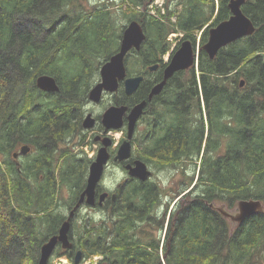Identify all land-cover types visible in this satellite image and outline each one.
<instances>
[{"label":"trees","instance_id":"1","mask_svg":"<svg viewBox=\"0 0 264 264\" xmlns=\"http://www.w3.org/2000/svg\"><path fill=\"white\" fill-rule=\"evenodd\" d=\"M150 1L0 0V264H13L11 249L25 257L17 264H35L38 243L65 221L63 212L54 213L62 194L72 207L85 187L90 159L82 150L83 107L98 63L118 50L120 21H137L146 35L140 49L126 57L132 76L169 50L170 33L179 30L182 41L193 45L200 33V48L208 27L230 17L231 0H175L166 16H174L176 24L167 28L137 9L146 10ZM241 10L255 27L253 34L221 48L213 59L200 49L196 66L175 73L164 88V97L190 109L177 118L175 131L170 119H157L166 136L145 145L154 152L152 167L186 166L199 156L200 161L185 169L190 181L175 195L189 191L175 202L154 254L138 248L139 223L160 208L163 189L130 178L115 190L119 206L110 215L112 224L105 213L75 225L83 261L100 256L106 264H264V211L232 225L214 209H232L241 200L259 201L264 208V0H245ZM40 75L53 77L59 91L39 90ZM149 84L142 81L138 96ZM115 98L118 104L131 102L123 94ZM175 112L169 107L162 115ZM21 146L32 152L15 160ZM165 219L166 210L155 221L160 231ZM56 256L73 262L65 251Z\"/></svg>","mask_w":264,"mask_h":264},{"label":"water","instance_id":"2","mask_svg":"<svg viewBox=\"0 0 264 264\" xmlns=\"http://www.w3.org/2000/svg\"><path fill=\"white\" fill-rule=\"evenodd\" d=\"M245 0H231L228 8L230 17L225 21L220 22L208 30V39L201 49L213 59L217 52L241 38L248 37L253 34L255 27L251 20L244 15L241 10ZM145 39V33L142 26L137 21L129 22L122 32L119 49L114 53L101 67L99 74L101 80L93 86L88 93V100L93 103H98L102 97L103 91L114 93L118 90L119 83L123 84L124 92L127 96L132 95L139 87L142 81V76H126L125 58L132 50L138 51L141 44ZM197 52V51H196ZM196 52H194L190 40H184L176 52L172 55L167 67L164 70L163 80L156 84L149 93V98L158 95L168 78L175 72L184 71L189 69L193 64H196ZM152 67L151 69H155ZM36 87L46 93L57 92L58 86L53 77L49 75H40L36 78ZM244 81H240V86L243 87ZM145 101L137 103L132 107L126 117V129L128 138L123 141L116 152L114 161L125 162L131 157V139L135 129L136 122L143 112ZM127 111L124 106L109 107L102 115L101 124L106 130L120 129L123 126V114ZM94 126V119L87 115L83 121L84 128H92ZM98 139H100L98 137ZM102 146L97 150L94 160L90 163L86 177V184L79 196L78 204L69 212V217L65 220L58 231V234L52 236L46 241L40 249L39 258L36 264H48L49 258L56 247L57 243H61L62 248L67 249L70 247L68 241V232L70 228L71 219L74 216V211L80 204L85 202L86 206L93 207L95 203L96 188L101 181L104 173L105 165L109 159L107 148L111 145L110 138L104 137L101 139ZM27 147H22L19 151L24 155L28 152ZM16 157V154H14ZM127 174L131 178H135L141 182L150 179L151 171L147 168L146 164L141 160H134L133 165L127 163L124 166ZM107 193H101L98 196V202L101 204ZM115 199V194L112 195V200ZM238 213L231 215L222 212L225 217L234 221L236 224L241 223L245 218L254 214L264 211L263 205L259 201L254 200H241L237 202ZM81 260V252L78 251L73 257V264H79Z\"/></svg>","mask_w":264,"mask_h":264},{"label":"flooded vegetation","instance_id":"3","mask_svg":"<svg viewBox=\"0 0 264 264\" xmlns=\"http://www.w3.org/2000/svg\"><path fill=\"white\" fill-rule=\"evenodd\" d=\"M210 28L211 27H208V30ZM208 30H207V33H208ZM191 44H192V42H191ZM179 46H176L175 49L170 54H167L168 53V51H167L161 57V59H159V61H157L156 63L145 65V70H144V72H142V74L132 75V76H142V81H149L150 82V84L148 86L149 90L146 89L148 91L142 92V94L140 96H138V91H137L138 89L132 95L127 96L125 94V92H124L123 84L121 82L119 83V87H118V90L116 92L110 93V92L103 91L102 97H101V99H100V101L98 103H93V102L89 101L88 100V96H87V103L83 107L84 113H83L82 120H81V129H82L83 134L85 135V140H86V145L83 146L82 150L84 152L85 148H92V146H94L95 149H96L95 152L97 153V150L102 146L101 139L104 138V137L110 138L111 145L107 148V151H108L110 156H109V159H108V161H107V163L105 165L104 173H105V170L107 168H109L110 166H117V167H120L125 172L127 177L123 181H120V182L116 183V188L113 191H109V189L105 185H103L105 187V188H103L102 184L99 183L97 188H96L94 206L93 207L86 206L85 202H83L82 204H80L78 206V209L74 213V217L71 219L70 228H69V232H68V241L70 243V247L67 248V249H64V248H62L61 243L58 242L56 247L54 248L50 258H49V261H48L49 264H50V261H53V258L55 257V255H56L58 250L65 251V252L68 253V255H70V256L73 255L72 257H74V255L78 251H80L78 235L76 233L77 230L75 231V223H74L75 222V218L78 215H80L77 212L80 208H84V207L87 208L88 207L89 209H94V208H97V207H102V206L104 207L105 206L106 214L109 216V224L113 223L110 220V215L114 214L116 206H117L116 202H115L116 201L115 190H117L119 188H121V189L124 188L125 185L127 184L126 180L130 179V177L127 174V171L124 169V166L127 163H130V164L133 165L134 160H141L142 162H144L146 164L147 168L151 171V174H152L151 177L153 176V172L151 170L152 169L151 162H153V159H154V155H153L154 152L152 150L146 148L145 145H146L147 142H149L155 136H157V137L158 136H163V137L166 136V130L165 131L161 130V126H159L157 119H159L161 122H162V120L167 121V119H170V122H171L170 125L173 126V128L170 131H172V130L175 131V129H176V126H175L176 124L175 123H176L177 118L183 119V114L188 115L189 109H190V105L189 104H188V106H186L184 108L180 107V106H178V104L176 102V99L169 100L168 98L164 97V95H163V93L165 92L164 88H165L166 84L168 83L169 79H171L173 77V75L175 73H177V72H175L170 78L167 79L165 85L163 86L161 92L158 95H155V96H152L151 98H149V93H150L151 89L156 84L160 83L163 80V78H164V70L167 67L169 61L171 60L172 55L176 52V50L179 48ZM201 47L199 49H197V50L193 49L194 52L197 51L196 52V61H197V57H198V52L201 49ZM118 49H119V47H118ZM165 57H166V59H165ZM105 62H103L101 64V66ZM154 66L156 68L155 69H151ZM100 67H99L97 75H96L97 81H94V83L91 86L90 90L93 88L94 85H96L101 80V77H100V74H99ZM192 67H195V65L193 64V66H191L190 68H192ZM189 69H187V70H189ZM184 71H186V70H184ZM178 72H180V71H178ZM126 76H129V75H127V73H126ZM142 81L140 82L139 87H140ZM119 94H123V96L126 99H130L131 102L129 104H124L125 103V100H124L123 103L118 104L115 101V99H116L115 97H117ZM104 97H108L109 101L111 102L109 104L107 103L106 104L107 106H105V107H104V105L102 103ZM137 97H138V99H137ZM137 100H139V101H137ZM142 101H145L143 112H142V115L140 116V118L138 119V121L136 122L135 129H134V132H133V135H132V139L130 141L131 142V157H130V159L128 161H125V162L114 161V157L116 155V152H117V149H118L119 145L128 138V132H127V129H126V117L129 114V112L132 109V107L134 105H136L137 103H140ZM186 102L187 103L189 102V98H188V101H186ZM99 104L103 105L102 108L103 107L104 108L103 109L101 108L102 112H101L100 115L94 116V109L93 108L95 106H98ZM168 105H170L169 107L172 108L173 111H176L174 116L170 115V117H167V116H165V113H164V116L162 115V111L167 112L169 110V107H167ZM111 106H116V107L124 106V107L127 108V111L123 114V123L124 124H123V126L120 129H109V130H106L105 127L101 124V119H102L103 113ZM87 115H90V117L94 119V126L92 128H84L83 127V121L87 117ZM114 132H121V134H122L120 141H118V143H116L115 145L113 143V139L110 136V134L114 133ZM173 133L171 135H173ZM136 134L137 135L139 134L140 138L135 139L136 138L135 137ZM98 137L100 139H98ZM136 141H138V147H140L139 150H137V149L134 150V144H135ZM22 147H27V146H21L20 148L17 149V151L15 152L16 157H14V155H13V158L15 160L22 159V157H24L27 154H29L30 152H32L31 148L27 147L29 149L28 152L26 154L22 155V154L19 153V151H20V149ZM96 153L95 154L92 153L91 156H88L85 153L87 155L86 157L88 159H90V163L94 160ZM140 157H145L148 160V162L144 161ZM15 162H16V164H18V161H15ZM90 163H89V165H90ZM89 165H88V168H89ZM87 173H88V169H87ZM87 173H86V177H87ZM104 173H103V175H104ZM184 173H185V170H184ZM151 177H150V179H151ZM133 179H135V178H133ZM101 180H102V178H101ZM149 180H147V181H149ZM85 184H86V182H85ZM184 184H185V182L183 183V185ZM104 192L107 193V196L105 197L104 201L101 204H99L98 196L101 193H104ZM113 194H115V199L114 200H112V195ZM78 200L76 201V203H74L72 208L78 204L77 203ZM71 209L69 208V211H71ZM161 209L162 208H159V207H157L155 209L153 208L152 212H150L149 215H147L144 218V220L141 223H139V226H140L139 227L140 228L139 241L140 242H139L138 248H141V251L143 249H145V251L147 253L151 252V254H154V247L156 246V240L159 238V235L161 234V231H160L161 229H160V227L157 225V223L155 221H157L158 218H161V217H163L165 215V211H162ZM69 211H68V213H69ZM156 211L160 212L161 216H159ZM169 213L166 212V217H167V214H169ZM65 219L66 218H64V220ZM165 221H166V219H165ZM166 227H167V222H166V225H165V222H164L163 228H166ZM58 231H59V229L56 230V232L53 233L52 235H50L48 238H46V240L43 242V244L46 241H48L52 236L57 235ZM109 235H110V237L113 236V229L109 231ZM159 240H160V242L162 241V239H159ZM41 246L38 248L39 253H40ZM160 248H161V246H160ZM126 252L124 254H126ZM39 253H38V258H39ZM127 254H129V250H128ZM147 255L150 256V254H147ZM81 258H82V253H81ZM37 261L38 260H36L35 262L37 263ZM90 264H106V263L104 261L99 260V261H96V262L92 261Z\"/></svg>","mask_w":264,"mask_h":264},{"label":"rangeland","instance_id":"4","mask_svg":"<svg viewBox=\"0 0 264 264\" xmlns=\"http://www.w3.org/2000/svg\"><path fill=\"white\" fill-rule=\"evenodd\" d=\"M91 2H95V1H97V0H90ZM173 1H175V0H169V1H166V0H152V1H150L149 2V4L147 5V7H146V10H143V8L141 7V8H137L139 11H144V12H148V14H150V15H152L153 17H155L157 20H159V21H161L163 24H165V26L168 28V27H170V28H172V25L171 24H174L175 23V17L174 16H172V15H170V17H168L167 18V16H166V13H167V11L170 9H173V8H176L175 7V4H174V7H172L173 6V4H171L170 2H173ZM165 3V4H164ZM118 4H119V2H118ZM115 8H117V6L115 7ZM172 11V10H171ZM128 23L126 22V21H124V20H121L120 21V23L118 24V26L116 27V30L117 31H120V40H118V43H119V45H120V41H121V38H122V32H123V30L125 29V27H126V25H127ZM176 24V23H175ZM175 29H176V27H174ZM196 35V34H195ZM182 33H180V31L179 30H177L176 31V33L175 32H173V33H170L168 36H167V42L169 43V51H168V53L167 54H170L174 49H175V47L176 46H178L180 43H181V41H182ZM119 38V37H118ZM196 38V42H195V44L193 45L192 44V46H193V48L195 49V50H197V49H199V45H200V33L198 34V36H196L195 37ZM183 42V41H182ZM130 53V52H129ZM128 53V54H129ZM165 59H166V57H165ZM125 60H126V58H125ZM94 63H98V61H95ZM98 65L99 66H101V64H99L98 63ZM75 66L76 65H71V67L74 69L75 68ZM84 74L85 75H88L89 74V70H87V71H84ZM93 78H94V80H93V82L94 81H97V78H96V74L93 76ZM35 81H36V79H35ZM35 84H36V82H35ZM57 84V83H56ZM57 86H58V84H57ZM58 89H59V87H58ZM59 91V90H58ZM57 91V92H58ZM44 92V91H43ZM57 92H55V93H57ZM103 105H104V107L105 106H107L106 104L108 103H111L110 101H109V98L108 97H104V99H103ZM103 105H101V104H99L98 106H95L93 109H94V116H97V115H100L101 114V112H102V110H101V108H102V106ZM103 107V108H104ZM102 108V109H103ZM189 118H191V117H189ZM110 136H111V138L113 139V143H114V145L116 144V143H118V141H120V139H121V136H122V134H121V132H114V133H111L110 134ZM136 136H137V138H140V136H139V134L137 135L136 134ZM94 149V150H93ZM139 150L140 149V147H138V141H136L135 142V144H134V150ZM95 147L94 146H92V148H85L84 149V152L88 155V156H91L92 155V153H96L95 152ZM137 155V154H136ZM199 161H200V156H199V158L197 159L196 158V160L193 162V163H190L189 162V160L187 161V164H186V166L185 165H183L182 163L183 162H179V164L177 165V166H173L172 164H170L169 166H167V167H165L163 170H156L154 167H152V172H153V176L151 177V179L149 180V181H152V182H154V183H156V184H159L161 187H162V189H163V194H162V197H163V200L164 201H161L160 200V202L162 203L161 205H160V208H162V206L165 208L166 207V204H167V200L169 199V197H171V196H176V197H174V200L173 201H177L178 200V198H182L184 195H185V193L187 194L188 193V191H189V189H185V190H183V191H181L182 193L179 195V197H177L178 195H175V192L178 190V189H183L184 188V186H183V183L186 181V182H188L189 183V176H186L185 175V173H184V170L186 169V168H191L192 167V164H198L199 163ZM178 162V161H177ZM57 169H59V168H57ZM195 176H196V173H195ZM127 176H126V174H125V172L120 168V167H117V166H110L109 168H107L106 170H105V173H104V175H103V177H102V180L100 181V183L102 184V186L103 185H105L108 189H109V191H113L115 188H116V183H118V182H120V181H123L125 178H126ZM186 182H185V184L184 185H186ZM103 188H105L104 186H103ZM65 198V199H64ZM64 201H63V200ZM62 199H60V201H58L59 202V204L57 203V205H58V210L56 209L55 211H54V213H60V212H63V216H64V218H66L65 220H67V218L69 217V213H68V211H69V208L71 209L72 207H69L68 206V199H67V196H66V194H62ZM255 201V200H254ZM164 202V203H163ZM169 202V201H168ZM172 204L173 203H171V205L169 206V214H167V217H166V221H165V225H166V222H168L167 220H169L170 219V216L172 215V213H173V211L175 210V205L172 207V210H170V208H171V206H172ZM123 205V204H122ZM121 205V206H122ZM119 206V204L117 205V207ZM75 207V206H74ZM73 207V208H74ZM73 208L71 209V210H73ZM86 207H84V208H80L77 212L80 214V215H78L76 218H75V225L76 226H79V224H80V218L82 219V218H84V219H87V218H90V217H94V218H100V216L102 215V214H105L106 213V211H104V209H103V212L101 211V209H102V207H100V209H97V208H94V209H89L88 207L85 209ZM78 209V208H77ZM76 209V210H77ZM214 209H216V210H218V209H221L222 210V212H226V213H229V214H231V215H235V214H237L238 213V207H237V203H236V206L234 207V208H232V209H228V208H226V207H224V206H221V205H215L214 206ZM75 210V211H76ZM162 210V209H161ZM75 211H74V213H75ZM160 211V210H159ZM163 211V210H162ZM219 211V210H218ZM70 212V211H69ZM157 212V211H156ZM161 212V211H160ZM160 212H157L158 213V215L159 216H161V213ZM74 217V216H73ZM227 218V217H226ZM79 220V221H78ZM229 220V222H231L232 223V225H235L236 223L234 222V221H232V220H230V219H228ZM41 229H43V228H41ZM164 229L165 228H163V230L161 231V238L163 237V234H164ZM37 230H39V229H37ZM43 242H44V239H42L41 240V243H38V245H39V247L43 244ZM34 247L35 248H38V246L37 245H34ZM11 252H12V254H13V257L11 258V259H13L12 260V262L11 263H13V264H17L18 263V261H17V259H21V258H25V257H20L18 254H16L15 253V251L16 250H14V249H11L10 250ZM159 254H161V251H159ZM57 257V256H56ZM56 257H54L53 258V261H50V264H53V262H54V260H55V258ZM94 257V256H93ZM61 258H63V259H66L65 258V256H63V257H61ZM90 259V258H89ZM70 262V261H69ZM24 264H30L29 263V261H27L26 260V262L24 263ZM49 264V263H48Z\"/></svg>","mask_w":264,"mask_h":264},{"label":"built area","instance_id":"5","mask_svg":"<svg viewBox=\"0 0 264 264\" xmlns=\"http://www.w3.org/2000/svg\"><path fill=\"white\" fill-rule=\"evenodd\" d=\"M61 257L62 256L56 257L53 264H71L67 259H63ZM100 259H101L100 256H94V257H91L90 259L82 261L81 264H90L92 261L96 262V261H99Z\"/></svg>","mask_w":264,"mask_h":264},{"label":"bare ground","instance_id":"6","mask_svg":"<svg viewBox=\"0 0 264 264\" xmlns=\"http://www.w3.org/2000/svg\"><path fill=\"white\" fill-rule=\"evenodd\" d=\"M165 4V3H164ZM187 7V6H186ZM146 36V35H145ZM199 47V46H198ZM161 201H164L163 199H161ZM167 202V204H166V207L164 208L163 206H162V210L163 211H165L166 210V212L167 213H169V206L171 205V203H173L172 204V206H171V208H170V210H172V207L175 205V202L173 201V202H168V201H166ZM159 203H161V202H159ZM164 203V202H163ZM97 204V203H96ZM162 204V203H161ZM157 207V206H156Z\"/></svg>","mask_w":264,"mask_h":264}]
</instances>
